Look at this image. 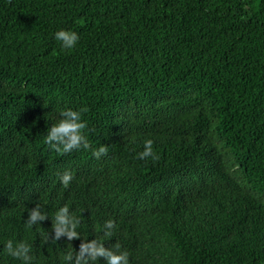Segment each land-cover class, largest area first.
I'll return each mask as SVG.
<instances>
[{
	"label": "trees",
	"instance_id": "16d2710c",
	"mask_svg": "<svg viewBox=\"0 0 264 264\" xmlns=\"http://www.w3.org/2000/svg\"><path fill=\"white\" fill-rule=\"evenodd\" d=\"M67 109L87 148L46 143ZM65 206L78 238H56ZM8 241L33 264L92 241L128 264H264V0H0V264H23Z\"/></svg>",
	"mask_w": 264,
	"mask_h": 264
},
{
	"label": "clouds",
	"instance_id": "9594fccd",
	"mask_svg": "<svg viewBox=\"0 0 264 264\" xmlns=\"http://www.w3.org/2000/svg\"><path fill=\"white\" fill-rule=\"evenodd\" d=\"M55 38L57 41L62 43V48L68 50L74 49L80 39L79 35L75 31L64 29L57 31L55 33ZM61 115L66 118L60 119L57 123L51 126L48 130V135L46 136V143L56 151L62 152H70L73 149H79L81 145H83L84 148H87L89 146L88 141L83 134L86 124L82 120L81 111L67 109L62 110ZM106 153L107 148L101 147L95 155L99 158L100 155ZM148 157H153L155 159L153 141L151 140H147L145 142V150L142 153H139L140 159H147ZM71 179L72 176L68 173H65L61 178L65 187L70 184ZM44 218L46 217L41 216L38 209L31 211L29 227H31L33 222L37 219ZM69 225H71V228L68 227ZM105 226L108 229L115 227L112 221H107ZM53 227L56 231L57 239L61 234H66L69 240L78 238V233L76 231L78 221L74 216L69 215L68 206L61 208L57 212ZM6 251L9 256L21 260L23 264H33L34 257L29 256V252L32 251V248L28 244L19 243L14 246L12 241H8L6 244ZM84 253H88L89 258L92 261H95L99 257H103L107 261V264H128L127 253L106 250L104 247L98 245L96 241H92L91 243H86L81 246L80 254L77 256V264H80V259L83 257ZM66 259L71 260V255H69ZM83 264H88L87 260H84Z\"/></svg>",
	"mask_w": 264,
	"mask_h": 264
}]
</instances>
